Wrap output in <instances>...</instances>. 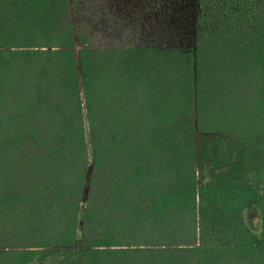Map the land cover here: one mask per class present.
I'll list each match as a JSON object with an SVG mask.
<instances>
[{
	"label": "trees",
	"instance_id": "16d2710c",
	"mask_svg": "<svg viewBox=\"0 0 264 264\" xmlns=\"http://www.w3.org/2000/svg\"><path fill=\"white\" fill-rule=\"evenodd\" d=\"M0 264H264V0H0Z\"/></svg>",
	"mask_w": 264,
	"mask_h": 264
},
{
	"label": "rangeland",
	"instance_id": "374dc122",
	"mask_svg": "<svg viewBox=\"0 0 264 264\" xmlns=\"http://www.w3.org/2000/svg\"><path fill=\"white\" fill-rule=\"evenodd\" d=\"M210 137L209 134H200L198 133L196 136L197 141H206ZM245 221L247 225L255 232L260 231V224H259V219L257 216V213L254 209L250 208L245 211Z\"/></svg>",
	"mask_w": 264,
	"mask_h": 264
}]
</instances>
